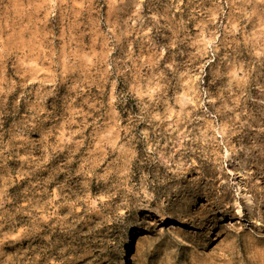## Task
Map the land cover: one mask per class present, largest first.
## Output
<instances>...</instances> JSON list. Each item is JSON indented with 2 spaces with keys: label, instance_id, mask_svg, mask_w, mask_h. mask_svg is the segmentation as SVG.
<instances>
[{
  "label": "rangeland",
  "instance_id": "1",
  "mask_svg": "<svg viewBox=\"0 0 264 264\" xmlns=\"http://www.w3.org/2000/svg\"><path fill=\"white\" fill-rule=\"evenodd\" d=\"M263 97L264 0H0V264H264Z\"/></svg>",
  "mask_w": 264,
  "mask_h": 264
},
{
  "label": "bare ground",
  "instance_id": "2",
  "mask_svg": "<svg viewBox=\"0 0 264 264\" xmlns=\"http://www.w3.org/2000/svg\"><path fill=\"white\" fill-rule=\"evenodd\" d=\"M250 80H237L236 82H229V84L227 85L228 86V92H232L234 93L233 95H238V94H241V93H244L246 91H249V87H250ZM224 85V84H222ZM264 99V97H263ZM257 104H258V100H257ZM259 104L262 105L261 107H263L262 110H264V100H261L259 101ZM260 107V106H259ZM263 113V112H262ZM264 119V118H263ZM245 167L242 165V166H239V167H234L233 170L230 171V175L232 176V184L236 186V191H237V195L240 197V198H245L248 200L249 203H251L250 199L248 198V191H247V188L245 187L244 185V171ZM237 214H241V210L240 208L237 209ZM153 217H159V215L153 213V212H148L147 215H146V219H150V218H153ZM160 219L162 220L163 217L160 216ZM237 223H240L239 221ZM171 228L173 229H180L181 226L180 224H177V223H172L170 224ZM145 235L143 232H141L140 230H137L136 231V234H135V237H140V239H144L146 236H143Z\"/></svg>",
  "mask_w": 264,
  "mask_h": 264
}]
</instances>
